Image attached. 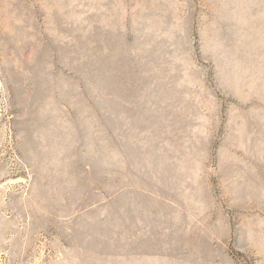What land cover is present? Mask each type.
<instances>
[{"label": "rangeland", "instance_id": "374dc122", "mask_svg": "<svg viewBox=\"0 0 264 264\" xmlns=\"http://www.w3.org/2000/svg\"><path fill=\"white\" fill-rule=\"evenodd\" d=\"M0 264H264V0H0Z\"/></svg>", "mask_w": 264, "mask_h": 264}]
</instances>
